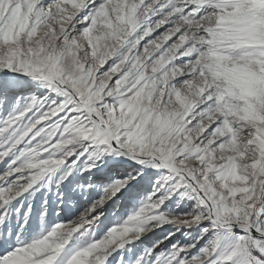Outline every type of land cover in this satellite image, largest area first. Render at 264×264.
I'll return each mask as SVG.
<instances>
[{
  "label": "snow or ice",
  "instance_id": "snow-or-ice-1",
  "mask_svg": "<svg viewBox=\"0 0 264 264\" xmlns=\"http://www.w3.org/2000/svg\"><path fill=\"white\" fill-rule=\"evenodd\" d=\"M0 264H264V0H0Z\"/></svg>",
  "mask_w": 264,
  "mask_h": 264
}]
</instances>
